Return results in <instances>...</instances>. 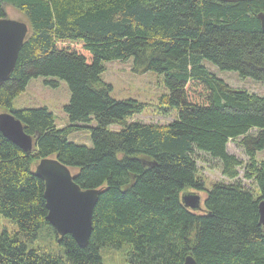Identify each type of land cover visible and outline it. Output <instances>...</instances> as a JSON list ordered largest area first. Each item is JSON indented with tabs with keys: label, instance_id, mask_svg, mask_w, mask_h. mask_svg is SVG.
Returning <instances> with one entry per match:
<instances>
[{
	"label": "trees",
	"instance_id": "trees-1",
	"mask_svg": "<svg viewBox=\"0 0 264 264\" xmlns=\"http://www.w3.org/2000/svg\"><path fill=\"white\" fill-rule=\"evenodd\" d=\"M24 14L29 35L10 77L0 84V110L31 79L67 82L69 124L59 128L46 107L13 109L34 148L23 151L0 131V215L17 230L0 233V264H103L101 250L127 246L133 264H264V95L229 86L204 64L264 81V0H0ZM134 59L156 71L166 88L158 114L166 124L134 117L146 103L111 97L104 62ZM53 86L55 81L50 82ZM91 130V147L68 139ZM234 142L245 161L228 150ZM222 164L229 179L206 188L197 154ZM54 156L83 189L102 192L87 246L58 236L47 219L40 159ZM149 162L151 166H144ZM250 184V185H251ZM203 194L201 210L183 193Z\"/></svg>",
	"mask_w": 264,
	"mask_h": 264
},
{
	"label": "rangeland",
	"instance_id": "rangeland-1",
	"mask_svg": "<svg viewBox=\"0 0 264 264\" xmlns=\"http://www.w3.org/2000/svg\"><path fill=\"white\" fill-rule=\"evenodd\" d=\"M5 11V17L27 22L24 14L16 8L6 5ZM204 64L229 86L247 90L250 93L261 96L264 95V81L256 80L252 77H242L236 71L222 70L207 60L204 61ZM104 66L105 71L101 74V80L112 86L111 97L117 100L135 99L147 104L144 113L135 116L134 120H139L143 123L166 124L176 117L177 112L175 110L172 111L171 116L160 115L157 112L156 104L159 103L160 96L166 91L161 74L156 71H135L133 58L125 61L119 59L106 61ZM51 81H55L56 85L53 86L50 83ZM70 98L71 91L65 80L52 77H37L31 79L26 89L14 99L12 107H6L0 112H12L13 109L22 108L46 107L54 113L57 125L62 128L69 124V117L64 107L69 103ZM68 139L89 147L93 145L89 128L71 131L68 134ZM228 150L245 161L244 152L236 143L231 142L228 145ZM256 158L257 160H264V149L257 152ZM196 160L200 175L204 179L205 185H207L206 188H210L217 182H235L240 180L244 186L251 188L253 191L255 190V186L243 178V169H238V178L229 179L222 173V164L210 157H206L203 152H198ZM144 166H151V164L147 162ZM72 173L75 174L74 171ZM190 192H195L203 198V194L198 191L185 192L183 195ZM4 229L13 233L17 230V226L11 220L0 215V233ZM127 249V246L121 249L102 248L103 264H133L128 259Z\"/></svg>",
	"mask_w": 264,
	"mask_h": 264
},
{
	"label": "water",
	"instance_id": "water-1",
	"mask_svg": "<svg viewBox=\"0 0 264 264\" xmlns=\"http://www.w3.org/2000/svg\"><path fill=\"white\" fill-rule=\"evenodd\" d=\"M235 3L247 0H222ZM264 31V11L258 13ZM29 35V25L21 20L0 19V84L14 71L19 53ZM0 131L16 146L27 153L34 148V139L25 131L21 120L12 112H0ZM35 175L45 184L44 197L48 222L60 236L70 234L81 247L88 245L93 230V213L101 190H83L75 175L56 157L42 158L36 164ZM182 202L193 210L201 208V197L196 193L182 196ZM260 223L264 228V201L259 203ZM184 264H197L192 256Z\"/></svg>",
	"mask_w": 264,
	"mask_h": 264
},
{
	"label": "bare ground",
	"instance_id": "bare-ground-1",
	"mask_svg": "<svg viewBox=\"0 0 264 264\" xmlns=\"http://www.w3.org/2000/svg\"><path fill=\"white\" fill-rule=\"evenodd\" d=\"M23 124V123H22ZM32 136V135H31ZM33 138V137H32ZM50 157H52V156H50ZM47 158V157H46ZM70 169V168H69ZM72 171V170H71ZM75 182H76V180H75ZM79 185V184H78ZM80 186V185H79ZM81 187V186H80ZM83 189V188H82ZM83 190H87V189H83ZM89 190H98V189H89ZM190 193H195V192H190ZM197 194V193H196ZM199 195V194H198ZM200 196V195H199ZM201 197V196H200ZM201 201H202V198H201ZM264 201V200H263ZM188 208V207H187ZM190 208V207H189ZM190 209H192V208H190ZM193 210V209H192ZM199 210H201V208L200 209H197L196 211H199ZM48 216V215H47ZM260 216V215H259ZM51 225V224H50ZM52 226V225H51ZM53 227V226H52ZM54 228V227H53ZM55 229V228H54ZM56 230V229H55ZM56 233H57V231H56ZM58 234V233H57ZM58 236H60L59 234H58ZM62 237V236H61ZM189 256H191V255H188L187 257H189ZM186 257V258H187ZM185 261H186V259H185ZM185 263V262H184Z\"/></svg>",
	"mask_w": 264,
	"mask_h": 264
},
{
	"label": "crops",
	"instance_id": "crops-1",
	"mask_svg": "<svg viewBox=\"0 0 264 264\" xmlns=\"http://www.w3.org/2000/svg\"><path fill=\"white\" fill-rule=\"evenodd\" d=\"M56 125H57V123H56ZM58 126V125H57ZM59 127V126H58Z\"/></svg>",
	"mask_w": 264,
	"mask_h": 264
}]
</instances>
